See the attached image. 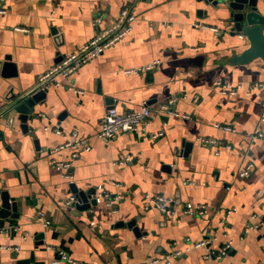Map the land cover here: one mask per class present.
Here are the masks:
<instances>
[{"label":"crops","instance_id":"0c3cea01","mask_svg":"<svg viewBox=\"0 0 264 264\" xmlns=\"http://www.w3.org/2000/svg\"><path fill=\"white\" fill-rule=\"evenodd\" d=\"M0 8V60L9 54L16 65L14 75L0 70V113L11 92L34 87L124 8L137 13L122 40L46 85L32 129L12 123V111L0 115V208L5 193L17 203L0 211V264H52L60 250L76 263L58 264H141L166 254L172 264H264V60L233 61L248 43L220 36L224 11L199 13L206 5L198 0H0ZM218 81L234 93L221 92ZM169 100L191 118L163 111ZM144 105L153 112L147 132L97 136L109 107L127 113ZM74 132L92 144L77 157L58 148ZM250 161L252 171L240 176ZM72 184L96 188L99 203L68 207ZM100 185L121 199L109 206ZM146 193L171 198L169 210L147 209ZM188 202L206 212H185ZM202 240L206 246L194 247Z\"/></svg>","mask_w":264,"mask_h":264},{"label":"built area","instance_id":"2783aa9c","mask_svg":"<svg viewBox=\"0 0 264 264\" xmlns=\"http://www.w3.org/2000/svg\"><path fill=\"white\" fill-rule=\"evenodd\" d=\"M5 9L0 8V13H4ZM137 13L134 9L124 8L121 11V14L111 25H108L104 30H100L88 43L82 46L77 52L69 54L62 58L53 68L47 71L42 77L41 80H45L47 78L54 79L58 74L69 76L73 72H75L78 67L88 62L94 57L102 54L107 48L118 43L122 40L126 34L132 28V22L136 19ZM101 20L100 17L95 19V23H99ZM197 26H200L198 23ZM18 30L26 31V28H17ZM156 63L148 64L140 69L150 70L156 66ZM134 69L132 71H136ZM217 87L221 90V92L226 93L230 90L231 93H234V90L231 89V85L228 82L218 81ZM197 99V98H196ZM174 100H169L161 106L163 111L174 114L180 118L190 119L191 115L188 113H180L171 109L173 106ZM152 109L148 105H144L140 110L132 111V112H120L117 107L112 106L109 107L103 114L100 120V126L97 132V136L101 139L105 140H113L118 137L120 134L125 132H135L142 131L147 132L151 123L152 118ZM225 129L229 130L231 127L225 126ZM56 132L62 134V129L59 127L56 128ZM153 138L164 135V130H161L157 134H150ZM262 135L259 133L254 135V137ZM205 143L215 144L217 143L215 140L205 139ZM228 148L231 147L230 144H226ZM58 148L61 149H69L72 151L73 157H77L80 152L90 151L92 148L90 138H81L78 136L76 132L72 133L70 137H67L66 141L61 144ZM128 159V158H127ZM57 166L62 168L64 171L70 166L69 162H57ZM254 166L253 162H247L243 168L240 170L239 174L242 177H247L252 171ZM68 173V172H66ZM66 176H68L66 174ZM99 195L103 196L107 199L109 206H114L116 202L121 199L120 194L112 195L109 191L103 188L102 185L98 186ZM145 206L147 209L157 208L161 212H167L169 210V206L172 203L171 198H168L164 194L160 193H146L144 195ZM77 202V196L72 195L66 200V205L68 207H73ZM206 206L201 204H194L188 202L185 206V212L187 213H198L200 215L204 214L206 211ZM39 219L44 222L45 216L44 212H39ZM207 241L202 240L200 242H195L194 247L206 246ZM231 247V244L228 243L221 251L219 256L225 255ZM2 248H6V246L0 245V250ZM60 257L58 259H54L52 264H58L60 260H65L68 262L76 263V261L64 250H60ZM208 256L212 255V252L207 253ZM174 261L173 254H166L160 258H149L145 260L141 264H172Z\"/></svg>","mask_w":264,"mask_h":264},{"label":"water","instance_id":"95a60500","mask_svg":"<svg viewBox=\"0 0 264 264\" xmlns=\"http://www.w3.org/2000/svg\"><path fill=\"white\" fill-rule=\"evenodd\" d=\"M137 1V0H134ZM206 5V10L199 9L200 12L213 10L224 11L223 26L220 30V36L225 40L231 39L233 45H239L242 40L248 43L246 49L241 52H235L233 61L238 64H247L254 59L262 58L264 60V0H198ZM56 31V30H54ZM235 48V47H234ZM62 59V58H59ZM0 70L4 75L10 76L16 74V65L12 62L9 54L0 60ZM51 78L40 80L34 87L23 90L18 93H10L7 99L10 101L4 110L12 111L10 121L16 119L21 121V127L24 131L32 129L28 121L33 119V109L39 102L43 101L47 95V84ZM72 191L77 196V202L74 208L84 211L99 203L97 189L87 191L80 190L75 184H72ZM10 206L16 210L17 203L10 204L9 194H4V202L0 208L2 214H8Z\"/></svg>","mask_w":264,"mask_h":264}]
</instances>
